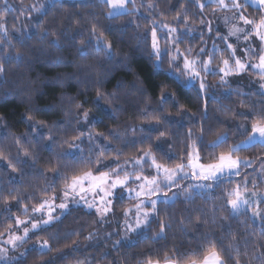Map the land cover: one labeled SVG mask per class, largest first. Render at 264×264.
I'll list each match as a JSON object with an SVG mask.
<instances>
[{"label": "trees", "instance_id": "trees-1", "mask_svg": "<svg viewBox=\"0 0 264 264\" xmlns=\"http://www.w3.org/2000/svg\"><path fill=\"white\" fill-rule=\"evenodd\" d=\"M150 1L177 15L184 5L189 4L188 17L197 13L207 18L212 30L197 34L195 53L199 54L201 48L208 52L214 42L218 44L217 30L212 25L216 4L206 3L200 9L193 0ZM32 2L8 0L10 9L5 13L3 0H0V22L8 28L7 37L0 31V57H3L6 70L4 77L0 78V151L15 166L13 169L8 166V160L0 158V238L15 229L14 217L30 216L34 206L54 194L48 189L49 185L55 186V194L59 196L63 181L50 169L60 165V170L69 171L63 168L65 160L57 155L61 151L58 145L82 132L84 123L79 116L84 109H89V115L97 120L95 131L106 134L114 146L119 147L123 153L120 156H130L138 149H144L145 145L153 147V141L164 131L171 155L175 157L184 155L185 145L197 139L201 129L208 141L227 132L230 138L215 152L226 151L230 145L247 138L240 134L237 125L250 123L254 117L241 116L240 113L264 108V96L258 89L230 82L221 84L219 74L205 75L209 87L201 94L197 91L198 84L183 87L177 83L166 71L167 62L165 70H157L150 59V41L144 40L141 33L146 25H124L122 22L129 14L110 19L107 16L108 6L103 0H52L44 5L41 13L29 8ZM245 8L249 18L264 16L262 8L250 3L245 4ZM140 18L141 23L148 22L144 15ZM92 26L102 30L113 43L116 51L113 60L108 61L103 52L97 53L92 49L87 56L80 54V41L83 40L87 46L92 38ZM109 26H113L115 31H109ZM42 29L55 35H37ZM57 37L59 45L54 42ZM16 52L23 56L22 61L7 58ZM227 54L226 48L221 54H215L214 64L220 65ZM237 89L239 91H234ZM98 91L105 94L101 102L103 109L93 103ZM162 93L166 97L164 101L161 100ZM169 93L173 94L171 98H167ZM76 104H82V108L77 109ZM183 111L191 114V118L184 123L179 118ZM170 116L176 118L172 120ZM153 117H158L159 121ZM38 121H42L43 126L34 127ZM147 123H159L161 131H141L142 125ZM114 129L120 139L112 134ZM189 129L191 137L188 136ZM49 135L56 140L55 144L49 143ZM143 135H151L152 139H142ZM17 139L19 145L28 149L31 157L35 158L34 163L17 147ZM82 147L85 152L92 149L88 142ZM212 152V149H201V155L207 154L209 160ZM236 155L250 159L255 166L244 168L241 177L225 181L211 193L216 199L197 196L186 201L180 195L172 207L158 204L160 217L168 225L166 239L152 238L159 232V223L153 220L151 230L147 232L148 238L135 234L132 241L123 240L120 245L114 246L119 238L115 231L119 223L114 214L102 217L95 210L77 206L71 207L42 230L32 233L17 247H3L7 249L6 256L13 259H0V264H77L80 261L83 264H141L149 258L163 261L165 254L176 255L173 249L184 251L194 247L196 235L202 232L226 234L229 224L240 243L241 264H261L257 257L264 252V237L260 235L259 222H253L251 213L234 219L221 197L224 188L231 189L241 184L245 176L249 187H253L254 183L257 191L264 193V146L256 144ZM174 162L179 161L169 160L168 165ZM190 183L195 181L186 180L182 186L187 187ZM171 191L181 190L173 188ZM131 200L125 198L119 203L126 205ZM25 205L28 206L27 213L23 210ZM118 206L115 209L119 212ZM214 207H222V210L214 211ZM261 207L264 208V204ZM213 216L216 223H212ZM9 225H12L11 230ZM90 234L92 238L88 239ZM43 240L49 242L51 251L41 252L36 247Z\"/></svg>", "mask_w": 264, "mask_h": 264}, {"label": "snow or ice", "instance_id": "snow-or-ice-1", "mask_svg": "<svg viewBox=\"0 0 264 264\" xmlns=\"http://www.w3.org/2000/svg\"><path fill=\"white\" fill-rule=\"evenodd\" d=\"M193 2L196 3L200 9H203L205 3H208L216 4L218 8L222 10L232 8L239 11V19L242 20L245 25H250L251 28L246 30L245 28L233 26L229 29L228 36H235L238 41L240 39L238 34L240 33L243 34V39L245 41H249L253 35L255 38H258L260 43L258 62L251 64L243 62L240 57L236 56V48L231 43H227L228 36H219V32H217V36L226 43V48L230 50V58L221 60L223 67L213 66L215 53L219 51V46L215 43L213 44L211 53L201 48L198 58L190 59L189 56L192 53V48L189 47L183 51L180 48V44L183 43L185 36L191 34L190 30L185 29L181 32L177 28L169 27L165 24H154L150 31L144 34V40L150 41V59L155 65V68L157 70H165L164 65L167 62L168 68L166 71L171 73L177 83L181 84L183 87H195L198 84L197 91L201 94L209 87L205 82V75H202V73L211 75L220 74L219 83L228 84V80L225 79L226 77L230 75H239L248 68H251L257 71L259 73V79L264 81V16H262L258 22L247 19L243 15L242 9L244 5L240 3V0H231L230 4L226 2V0H205V3H201V0H193ZM103 3L108 6L107 16L110 19H116L119 16L130 14L132 11H139V9L135 7L136 0H103ZM249 3L264 8V0H245V4ZM128 4H132L133 7L128 8ZM52 6L55 7V4L53 3ZM2 7L5 13L9 11L10 5H8V0H3ZM31 8L32 11L41 13L45 6L43 4L39 7L32 5ZM179 18L178 14L177 19L179 20ZM186 22L185 18V23ZM157 26L163 29V44L161 43V36L157 33ZM137 27H139V25H137ZM208 30L210 32L212 30L210 25ZM0 31L7 37L8 28L3 22H0ZM109 31H115V28L109 26ZM37 35L46 36L55 35V33L42 29ZM90 35L92 38L88 41L87 46H85L83 40L80 41V54L82 56L89 55V49H92L97 53L103 52L108 61L116 57L113 43L107 39L102 30L98 31L95 26H92ZM28 38L30 39L31 36H28ZM54 42L59 45V37H57ZM0 43H2V41H0ZM8 43L11 44V41L9 40ZM241 51L247 54L250 51H255V49L249 46L248 48H243ZM203 57L207 58L204 59ZM7 58L9 60H23V56L19 52L7 56ZM5 71L3 57H0V78L4 77ZM141 91H143V89H141ZM234 91L239 90L237 89ZM259 92L261 96H264V83L260 84ZM241 94L248 95V93ZM172 95L173 94L169 93L167 98H171ZM104 97L105 94L98 91L93 103L103 108L104 105L101 102L104 100ZM165 99V94L162 93L161 100L164 101ZM75 107L80 109L82 108V104H76ZM89 111V109H84L79 116V119L85 122V124L90 122ZM240 115L245 117L250 115L254 117L250 123L237 125L240 134L247 137L245 140L230 145L226 151L216 153V149L227 143L230 138L229 134L225 132L218 135L215 140L208 141L203 135V129H201L197 139L185 145L183 156L175 155L174 157L169 154V160L175 159L179 161L174 162L171 166L160 162L156 154L151 150V145H149L147 149H138L141 153L139 156L125 159L123 162L120 161V155H123V153L117 150L118 154L111 157V161L117 166L114 168L110 167V164L107 163L110 157L105 154V148L111 152L112 145L109 142L105 147H99L97 145V140L100 137H104V133L94 132L91 129L87 132H81L78 136L71 138V140H65L63 144L58 145L61 151L58 152L57 155L65 160L63 168L69 169V171L60 170V165H56L50 169L58 179L63 181L59 197L55 194V186L49 185L48 189L53 191V196L50 199H43L38 206H34L31 209L33 213L46 214L47 219H41L39 221L31 219L30 221H26L20 219L18 216L14 217L16 227L19 228L20 226L30 223V228L27 226L23 227V235H10L7 242L15 248L18 246L17 242L22 244L29 238L30 231L35 234L36 231L42 230L45 225H49L58 220L59 217H54L52 213L57 207L60 209H67L68 204L61 202L56 205L55 201L57 198H61L62 201L71 199L75 203L84 201L89 208L97 207L98 199L99 204L103 205V207H97V211L103 216L112 211L111 205L113 199L116 198L117 189H120L118 194L119 198H124V196L127 195L129 199H139V203L124 210V215L126 217L124 221V237L121 240H116L114 246H118L123 240H127L130 233H136L138 236L148 238L147 232L151 230L153 220L159 223V232L152 238L166 239V227L168 225L160 217L161 209L158 208V204L172 207L175 205L180 195H183L186 201L194 200L197 196L209 200L216 199L211 193L220 188L225 181H229L233 177H241L242 170L252 165L250 159L241 158L235 154L241 150L253 147L256 144L264 146V108L252 109L248 113L241 112ZM28 119L31 120V117H28ZM153 119L159 121L158 117H153ZM37 125L43 126V122H36L34 127ZM153 130H159V123L153 126ZM141 131H143V126L141 127ZM112 134L116 136L117 139H120L115 129L112 130ZM165 135L166 133L161 131L156 139L160 140ZM188 136H192L191 129L188 130ZM105 139L107 138L105 137ZM144 139L151 140L152 136L146 135ZM47 140L50 144L56 143V140L51 135L47 137ZM85 142H88L92 146L89 152H85V149L82 147V144ZM16 143L17 147L23 151V155L29 157L34 163L35 158L31 157L28 149H24L19 145V139H17ZM202 148L213 150L210 160L207 154L205 156L201 155ZM93 150L96 153L95 155L92 154ZM0 158L8 160V158L3 155L2 151H0ZM205 160H208V162H203ZM23 162L27 163V161ZM8 166L13 169L15 168L10 160H8ZM145 166H147V170L152 173L150 176L143 174L146 170ZM105 168H107L108 171H104L103 169ZM188 179L195 181V183H190L187 187H183L181 182ZM248 183L249 180L245 176L242 185L237 184L231 189L224 188L221 198L224 200V206L228 207L229 213L234 219L238 220L241 216L251 213V219L254 223L257 221L259 222L260 235L264 237V208L261 207V204H264V193L255 191L249 192L247 187ZM130 184H135L136 187H129ZM161 186L167 188L169 191L173 188L181 191L173 192L172 196H168ZM253 187H255L254 183ZM153 196L156 198L153 199ZM89 197H91V200H89ZM141 197L145 198L140 199ZM161 197H163L162 200ZM5 203H7V201H5ZM133 209L135 211L132 216V222H129L127 217L133 213ZM23 210L27 213L28 206L25 205ZM213 210L220 211L222 207H214ZM222 219L227 220L228 217H223ZM212 223H216L215 216L212 217ZM8 227L9 230L12 229V225ZM226 227L227 232L224 235H217L211 231L202 232L196 235L197 243L194 247H189L184 251L173 249V252L176 253L174 256L165 254L163 261L149 258L141 262V264H229V261H232V264H241L240 243L232 231L231 224ZM185 231H187V229H185ZM87 238L91 239V234ZM229 240L232 242L225 243V241ZM135 242H138V240ZM246 246L247 239L245 238V247ZM36 247H38L41 252L45 250L51 251V246L47 240L39 242ZM6 253L7 249L0 247V259H13L8 258ZM257 258L261 261V264H264V252L260 253ZM77 264H83V262L80 261L77 262Z\"/></svg>", "mask_w": 264, "mask_h": 264}, {"label": "rangeland", "instance_id": "rangeland-1", "mask_svg": "<svg viewBox=\"0 0 264 264\" xmlns=\"http://www.w3.org/2000/svg\"><path fill=\"white\" fill-rule=\"evenodd\" d=\"M50 1H52V0H33V2L29 5V8L32 10V8H31L32 5L39 7L41 4L46 5V4L50 3ZM226 2H228L230 4L231 0H226ZM201 3H205V0H201ZM240 3L242 5H244V7L242 9L243 15L247 19L254 20V21L258 22L259 21L258 17L249 18L248 11L245 8V0H240ZM251 5L259 7L258 5H255V4H251ZM127 7L132 8L133 5L128 4ZM135 7L138 8L139 11H132L129 14V16L125 20H123L122 23L124 25L133 24L134 27H136L137 25H139V26L146 25L143 27V29L141 31L142 34H145L146 32L150 31L151 27L154 24H156V25L165 24V25H168L169 27H175L181 32H183L185 29H188V30H190L191 34L188 36H185V38H184L185 43H184V45H183V43H181L180 48L183 51V50L191 47L192 53L189 56V58L190 59L198 58L199 54L195 53V51H194L196 48V46H195L196 38H197V34L201 33V31H203V30L209 32L208 27H209V25L211 26V23L207 20V18L200 17L197 13L193 14V17H188L187 12H188V9L190 10L189 4H186L182 7V9L179 13V17H180L179 20L177 19V16H178L177 14H174L171 11L164 9L162 6H160L158 3L154 2V1L136 0ZM259 8H261V7H259ZM215 10L216 11H214V12H216V14L215 15L213 14L212 25H213V29L217 30V32H219V36H228L229 29H231L233 26L238 27V28H245L246 30L251 28L250 25H245L244 22L239 19V16H240L239 11L232 9V8L222 10V9H219L218 6L215 8ZM262 10L264 12V8H262ZM141 15H144L146 17V19L148 20V22H146L144 24L141 23V18H140ZM197 15L199 17H197ZM185 18L187 21L186 23H185ZM226 18H227V22H226ZM157 33L159 36H161V38L163 37V29L160 28L159 26H157ZM238 35L240 37L239 41L237 40V38L235 36H228V40H227V43H231L236 48V56L240 57L243 62H246L249 64L258 62V52L260 50V43H259L258 38H255V36L253 35V37H251L249 41H245L243 39L242 33H240ZM216 40L218 41V44H216V42H214V43L219 46V51L216 52L215 54H221V52L223 51V48H226V43L224 41H222L217 36V33H216ZM161 43L163 44V38L161 39ZM221 43H223L225 46H222ZM249 46H251V48L255 49V51H250L247 54H244L241 50L243 48H248ZM212 50H213V45L208 50V52L211 53ZM227 51H228V54L224 59L230 58V50L227 49ZM206 58L207 57H204V59H206ZM213 66L214 67H216V66L223 67L222 63L220 65L213 64ZM202 75H207V74L202 73ZM225 79H227L228 82H230V83H236V84H239L245 88H256L258 90L260 88V84L264 83V81H261L259 79V73L255 70L251 69V68H248L245 72L240 73L239 75H230V76L226 77ZM169 118L173 120L176 117L170 116ZM179 118H181V121L184 123L191 118V114L188 113L187 111H183L181 113V115H179ZM89 121L90 122H88L87 124H85V122H83L84 126L82 127V132H87V131H89V129H91L94 132H98V131H95L96 129L94 128V123L97 120H95L93 117H91L89 115ZM157 124L158 123H147V124H143L142 126H143V129H145L147 131L160 132L161 131L160 128H159V130H153V126H156ZM105 137H106V134H104V137L98 138L97 145L99 147H105L110 142V144L112 145V151L109 152L108 149L105 148V154L110 157V159H109V161H107V163L110 164V167L114 168L117 165L111 161V157L116 156L118 154L117 150H119V152L121 150L119 149V147H115L114 146L115 144L112 143L108 139V137H106L107 139H105ZM144 137H145V135L142 136V139H144ZM167 139H168L167 135L162 137L160 140L156 139L152 143L153 147H151V150L156 154L158 160L162 163H165V164H168L169 154H172V152L170 150V146L168 145ZM141 142H144V141H141ZM144 147H145L144 149L148 148L147 145H145ZM91 148H92V146H91ZM92 154L95 155L96 153L94 152ZM140 154L141 153L137 150L135 153H133L130 156H125V157L120 156V161L123 162L125 159H130L134 156H139ZM254 166L255 165H251L252 168ZM145 167H146V170L144 171L143 174L150 176L152 173L149 170H147V166H145ZM103 170L108 171L107 168H105ZM259 170H261V168ZM188 180H191V179H188ZM185 181H182L181 184H183ZM241 185H242V183H241ZM129 187H136V185L130 184ZM161 187L163 188V186H161ZM247 187H248L249 192H252V191L258 192L255 187H249L248 185H247ZM163 191L166 192L168 196H172L173 191H169L167 188H163ZM119 192H120V189H117L116 190V198L113 199V203L111 205L112 211L103 215L102 217H109V216L114 214L113 215L114 219L116 221H118V223H119V226L115 229V231H116L117 236L119 237L118 240H121L124 237V231H125L124 221H125L126 217L124 215V210L132 207L133 205H135L137 203H139V199H132L130 202H128V204L123 205L119 202H122V200H124L125 198H128V197H127V195H125L124 198H119V195H118ZM52 196H53V194L49 195L48 198L46 197V199H50ZM144 198L145 197H141L140 199H144ZM152 198L155 199L156 197L153 196ZM77 199H78V197H77ZM161 199H163V197H161ZM89 200H91V197H89ZM61 202L67 203L68 208L67 209H60L57 207L55 209V211L52 213V215L54 217H60L62 214L67 212L71 207H77V206H84L85 208H87L89 210H95L101 216V214L97 211V207H103V205L99 204L98 199H97V207H92V208H89L87 203L84 201H81L80 203H75L71 199H69L67 201H62L61 198H57L55 201V204L58 205ZM117 206L119 207V212L117 211V209H115V207H117ZM145 207H147V206H145ZM134 211L135 210L133 209V213L127 217L129 222H132V216L134 215ZM20 219L26 220V221H30L31 219H35V220L39 221L41 219H47V216H46V214H38V213L32 212L30 214V216H27L25 218H20ZM25 226L30 228V223L23 225V226H20L19 228L15 227V229L12 230L11 232H9V234H7L5 237L0 238V246L12 247L11 244H9L7 242L9 240L10 235H23L22 228ZM31 234H32V232L30 231L29 236ZM135 234L136 233H130L129 238L127 240H124V241H132L134 238L133 236H135ZM17 244H20V243L17 242Z\"/></svg>", "mask_w": 264, "mask_h": 264}]
</instances>
